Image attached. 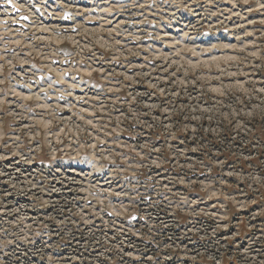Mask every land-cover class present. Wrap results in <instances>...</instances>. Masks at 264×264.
I'll return each mask as SVG.
<instances>
[{
    "label": "rangeland",
    "instance_id": "rangeland-1",
    "mask_svg": "<svg viewBox=\"0 0 264 264\" xmlns=\"http://www.w3.org/2000/svg\"><path fill=\"white\" fill-rule=\"evenodd\" d=\"M0 264H264V0H0Z\"/></svg>",
    "mask_w": 264,
    "mask_h": 264
}]
</instances>
